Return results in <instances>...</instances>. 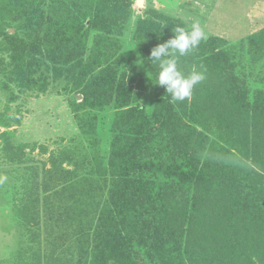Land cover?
<instances>
[{
  "label": "trees",
  "instance_id": "obj_1",
  "mask_svg": "<svg viewBox=\"0 0 264 264\" xmlns=\"http://www.w3.org/2000/svg\"><path fill=\"white\" fill-rule=\"evenodd\" d=\"M177 27L189 29L181 20L155 10L137 22L135 34L150 37L142 62L154 78L158 66L151 64L150 51L172 38ZM206 36L196 50L178 60L185 75L202 71L206 76L194 87L192 101L173 103L159 86L155 113L148 116L140 105L130 106L127 86L93 56L85 57L81 45L70 42L27 0H0L3 67L18 88L41 91L44 84L35 76L43 68L80 90V106L102 108L113 102L118 106L108 165L104 175L96 174L103 181L77 175L73 164L74 171L64 170L59 162L60 168L57 155H51V169L44 172L50 188L56 185L52 192L73 188L75 200L81 188L89 194L78 198V206L57 210L65 216L71 211L66 220L76 226L86 221L77 238L81 246L86 244L78 247L79 260L81 254L91 253L89 264H143L137 253L140 247L152 264H264V93H241L244 83L236 78L237 66L230 57L233 46L224 48L226 41ZM103 38L100 35L98 41ZM247 45L250 57H264V32L249 37ZM256 62L250 66L260 67L261 73L264 68ZM186 114L187 122L202 130L201 136L219 138L203 160L180 132ZM223 165H233L237 181L222 172ZM48 184L43 181L41 187ZM92 185L98 190L95 198ZM53 204L59 205L55 200ZM84 205L89 214L81 220Z\"/></svg>",
  "mask_w": 264,
  "mask_h": 264
},
{
  "label": "rangeland",
  "instance_id": "obj_2",
  "mask_svg": "<svg viewBox=\"0 0 264 264\" xmlns=\"http://www.w3.org/2000/svg\"><path fill=\"white\" fill-rule=\"evenodd\" d=\"M27 1L70 42L81 45L85 57L93 56L119 84L127 86L130 106L140 105L148 116L155 113L159 86L141 61L147 57L149 34L144 36L143 32L137 36L135 28L138 20L151 10L179 19L188 28L193 22H199L205 32L227 42V46L225 42L217 45L233 46L234 55L230 57H234L237 66L235 76L244 83L240 92L248 96L264 93L261 83L264 70L260 73V67L250 66V62L259 60L256 64L261 63L264 68V57H250L245 51L248 38L264 32V0ZM96 18L102 21L90 25V19ZM236 18L244 22L239 24ZM221 24L224 27H219ZM7 32L14 33L12 29ZM100 35L104 36L101 42ZM18 36L23 38L24 33L19 32ZM5 60V53L0 50V264H89L91 253L81 254L80 260L77 258L78 247L86 245L81 246L77 240L79 233L86 229V221L76 226L66 220L71 211L66 216L57 213L58 207L78 206V198L89 194L81 188L75 200L71 195L73 188L52 192L56 185L50 188L52 184L44 172L51 169L48 163L51 155H57L60 168L63 163L64 170L74 171L73 164L77 175L103 181L105 178L96 174L104 175L108 165L114 135L111 128L118 106L114 102L102 108L80 106V90L73 89L63 78L55 79L43 68H38L35 76L44 84L41 91L18 88L6 74ZM191 101L192 97L188 99ZM187 116L180 132L186 140L189 138L203 160L207 149L217 144L219 138L201 136L202 130L190 125ZM29 166L34 171L28 172ZM223 166L222 172L237 181L233 165ZM43 181L48 186L42 188ZM91 189L94 198L97 197V186L92 185ZM46 191L52 193L46 196L43 193ZM54 200L58 206L53 204ZM80 210L81 220H85L88 207L84 205ZM137 253L141 263L152 264L147 261L144 249L137 248Z\"/></svg>",
  "mask_w": 264,
  "mask_h": 264
},
{
  "label": "clouds",
  "instance_id": "obj_3",
  "mask_svg": "<svg viewBox=\"0 0 264 264\" xmlns=\"http://www.w3.org/2000/svg\"><path fill=\"white\" fill-rule=\"evenodd\" d=\"M205 39L206 33L200 23L193 22L187 30L177 27L172 38L157 44L150 51L151 64L158 66L155 85L165 88L171 102L190 99L194 87L206 79L202 71H192L185 75L178 67L179 58L196 50Z\"/></svg>",
  "mask_w": 264,
  "mask_h": 264
},
{
  "label": "crops",
  "instance_id": "obj_4",
  "mask_svg": "<svg viewBox=\"0 0 264 264\" xmlns=\"http://www.w3.org/2000/svg\"><path fill=\"white\" fill-rule=\"evenodd\" d=\"M236 19L238 20L239 24L242 23V22H244V20H242L241 18H236ZM224 22H223V24H224ZM223 24H221L219 27H221V28L224 27ZM228 24H230V23H228ZM205 33L208 34L207 32H205Z\"/></svg>",
  "mask_w": 264,
  "mask_h": 264
}]
</instances>
